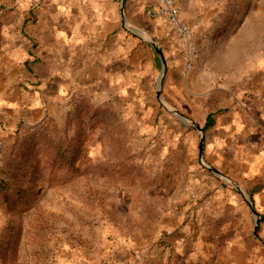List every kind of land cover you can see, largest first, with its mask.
Instances as JSON below:
<instances>
[{"label": "rangeland", "instance_id": "374dc122", "mask_svg": "<svg viewBox=\"0 0 264 264\" xmlns=\"http://www.w3.org/2000/svg\"><path fill=\"white\" fill-rule=\"evenodd\" d=\"M176 1L196 32L190 72L176 37L146 13L130 21L139 4L128 2L120 59L106 58L115 69L79 78L52 113L0 141V179L13 199L0 189V264H164L166 239L214 173L192 125L202 126L209 91L264 86V0ZM141 37L165 58L161 89V59ZM179 64L172 90L167 73ZM57 146L73 166L54 163Z\"/></svg>", "mask_w": 264, "mask_h": 264}, {"label": "crops", "instance_id": "0c3cea01", "mask_svg": "<svg viewBox=\"0 0 264 264\" xmlns=\"http://www.w3.org/2000/svg\"><path fill=\"white\" fill-rule=\"evenodd\" d=\"M128 2L139 4L127 11L130 21L148 15L152 6ZM122 17V0H0V141H7L21 123L52 113L73 96L79 78L90 80L99 66L104 73L115 69L116 60L106 58L117 51L120 59ZM152 19L175 38L168 23ZM173 66L169 81L181 72L180 64ZM172 84V90L181 88ZM189 88L194 91L193 85ZM209 92L212 99L200 126L203 157L219 173L209 174V186L201 185L203 197L192 204V215L177 219L163 262L264 264V86L222 82ZM210 114L214 125L204 131Z\"/></svg>", "mask_w": 264, "mask_h": 264}, {"label": "built area", "instance_id": "2783aa9c", "mask_svg": "<svg viewBox=\"0 0 264 264\" xmlns=\"http://www.w3.org/2000/svg\"><path fill=\"white\" fill-rule=\"evenodd\" d=\"M152 3L148 10L151 18L162 19L168 23L178 43L183 47L186 54L185 72H190L193 64V56L196 51L194 27L185 19L182 10L176 0H142Z\"/></svg>", "mask_w": 264, "mask_h": 264}, {"label": "trees", "instance_id": "16d2710c", "mask_svg": "<svg viewBox=\"0 0 264 264\" xmlns=\"http://www.w3.org/2000/svg\"><path fill=\"white\" fill-rule=\"evenodd\" d=\"M214 114H210L207 118V122L204 126V131L209 130L213 125H214V118H213ZM28 123H33V122H28ZM21 125L23 126V123H21ZM15 135L17 136V138L20 135V130H17L15 132ZM65 148H63L64 150ZM56 153H58V159L54 162L55 164H67L69 166H73V158H71V156L69 157L67 155V153L65 151L62 150V148L60 147H55ZM70 159L71 161L67 160ZM10 186L8 179L6 178H1L0 179V189L3 192V196H5V200L6 202H12L13 199L11 197H9V193H8V187ZM4 200V201H5ZM10 236L13 238L14 242L13 244L17 243L18 239H19V230L16 229L15 226L11 225L10 226V232H9ZM15 246V245H14Z\"/></svg>", "mask_w": 264, "mask_h": 264}, {"label": "water", "instance_id": "95a60500", "mask_svg": "<svg viewBox=\"0 0 264 264\" xmlns=\"http://www.w3.org/2000/svg\"><path fill=\"white\" fill-rule=\"evenodd\" d=\"M124 8H125V0H122V16H124ZM139 36V35H137ZM140 37V36H139ZM142 38V37H141ZM144 39V38H142ZM145 42L147 43H150L152 45V47H154V49L156 50V52L158 53L160 59H161V62H162V65H163V73L162 75L159 77V89H161L162 87V84H163V80H164V74L166 72V61H165V58L163 56V53L161 51L160 48H158L155 43H153L151 40H145ZM161 95V92L160 90L158 91V96L160 97ZM169 111H171L169 108H167ZM176 115H178V117H180L183 121H186L188 122L189 120L187 119V117H185L183 114H181L180 112H177V111H174ZM192 125L195 126V128L197 129V131L199 132L200 134V143H199V159L201 161H203V148H204V136H203V128H201L199 125H196V124H193ZM208 169H210L211 171H213L214 173H219L218 171L214 170L213 168H209L207 167ZM239 188V187H238ZM240 189V188H239ZM245 200L248 204V206L250 207V210L252 211V213L256 216V222H258V214L257 212L254 210L253 208V205H252V202L250 200V198L248 196H245ZM256 229H257V224H256Z\"/></svg>", "mask_w": 264, "mask_h": 264}]
</instances>
